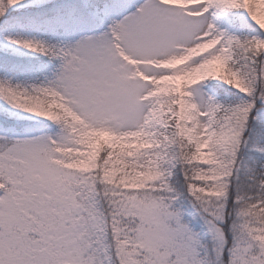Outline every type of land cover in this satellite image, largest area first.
<instances>
[{
    "label": "snow or ice",
    "instance_id": "1",
    "mask_svg": "<svg viewBox=\"0 0 264 264\" xmlns=\"http://www.w3.org/2000/svg\"><path fill=\"white\" fill-rule=\"evenodd\" d=\"M0 264H264V0H0Z\"/></svg>",
    "mask_w": 264,
    "mask_h": 264
}]
</instances>
